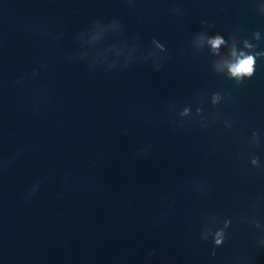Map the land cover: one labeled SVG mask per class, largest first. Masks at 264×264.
Returning <instances> with one entry per match:
<instances>
[{"label":"water","instance_id":"1","mask_svg":"<svg viewBox=\"0 0 264 264\" xmlns=\"http://www.w3.org/2000/svg\"><path fill=\"white\" fill-rule=\"evenodd\" d=\"M261 3L0 0V156L23 148L0 176V264H264V174L236 158L264 161V61L235 88L191 44L198 32L252 42L259 31L264 48ZM153 39L167 49L156 61L141 56ZM213 92L228 97L215 109ZM185 105L202 107L206 131L179 119ZM165 196L175 204L157 221ZM213 214L231 220L215 257L198 239Z\"/></svg>","mask_w":264,"mask_h":264},{"label":"clouds","instance_id":"2","mask_svg":"<svg viewBox=\"0 0 264 264\" xmlns=\"http://www.w3.org/2000/svg\"><path fill=\"white\" fill-rule=\"evenodd\" d=\"M257 10L264 14V3L257 5ZM203 23V22H202ZM97 35H92L88 43H92L97 40ZM250 42L248 39H238L236 36L230 35L227 39L223 35L215 34L208 35L206 32L196 33L191 40L192 47L197 53L203 52L207 49V55L210 57V66L214 74L223 77L227 81L234 82L233 86L239 88L245 80L251 79L255 72L257 66V60L264 61V48H260L261 33L256 31L252 33ZM152 50L145 54L141 53L144 59H152L153 61L160 60L167 52L165 46L153 39L151 41ZM4 46V41L0 39V49ZM259 49V50H258ZM124 54L121 50H116L113 55L119 57ZM86 55V54H85ZM130 59L132 53L127 54ZM83 58V57H81ZM115 65H110L114 67ZM127 66V60L125 63ZM46 65H41L40 69L34 68L30 74H25L18 77L14 81L15 86H23L27 80L34 79L41 69H46ZM161 65L159 63H154V70L158 71ZM4 82L0 79V89H3ZM204 93H199V97H204ZM228 97L223 95L221 92H213L209 97V104L211 108L215 109L222 102H226ZM168 113H175V106H169L167 109ZM179 119L183 121L185 118H191L192 120L199 122V130L206 131L208 128V123L203 119V109L202 107H197L195 114L193 115L190 105L183 106L177 113ZM217 114H213L212 119L215 120ZM170 123H175V121H170ZM224 127L230 129L233 125L232 121L224 120ZM182 124H177V127H182ZM126 134V133H124ZM261 133L259 131H252L250 139L246 143L250 146V149H256L261 147ZM148 147L142 148L137 152V155H146L150 149ZM23 151V148L18 149L15 155H19ZM15 155L10 158H4L0 156V176L7 170L9 164L15 159ZM237 160L241 162H246L247 166L254 169L259 174H264V161L261 160L259 155L254 154L253 151L241 152L237 154ZM43 180H38L33 183L32 187L26 194V199H30L39 190L40 185ZM163 200H167L166 210L157 217V221H162L167 218L168 211L172 209L175 204V199H169L167 196L162 197ZM246 223H251L256 229H260L261 225L255 220H245ZM231 226L230 219H224L222 222L218 220V217L213 214L207 216L205 221L198 229V239L201 243L211 244V250L209 255L215 257L217 255L216 250L222 248L229 237L228 229ZM261 247H264V240L258 241ZM148 255L151 257L154 255L153 252H149Z\"/></svg>","mask_w":264,"mask_h":264}]
</instances>
